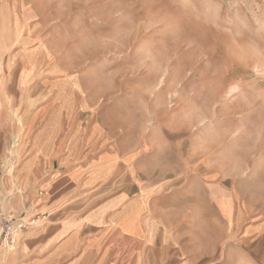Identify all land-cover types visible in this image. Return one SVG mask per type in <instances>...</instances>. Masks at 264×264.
<instances>
[{"label":"rangeland","instance_id":"374dc122","mask_svg":"<svg viewBox=\"0 0 264 264\" xmlns=\"http://www.w3.org/2000/svg\"><path fill=\"white\" fill-rule=\"evenodd\" d=\"M14 1L0 0V117H9L8 126L0 128V221L32 225L13 247L0 244V264H149V212L142 203L147 182L132 181L126 169L115 167L102 181L84 184L83 177L68 174L69 167H59L60 159L54 167L46 160L25 167L35 151L24 115L48 106L46 83L57 78L50 76L51 63L70 65L69 72L80 74L86 64L101 62L109 74L129 58L121 52L149 41L151 67L162 65L169 79L179 64L188 65V79L223 89L221 106L226 101L244 105L230 120L248 115L255 133L264 137L258 127L261 120L264 125V117L258 118L264 116V0H101L90 3L87 20L68 13L69 0L59 5L42 0L32 22L23 20ZM19 8L25 18L31 16ZM130 32L132 37L123 36ZM114 136L116 151L127 152L128 136ZM252 137L245 136L247 147ZM89 152L78 160L80 171ZM147 160L149 154L139 151L143 176ZM135 191L141 198L129 213L127 197ZM130 221L138 227L121 232V224Z\"/></svg>","mask_w":264,"mask_h":264},{"label":"crops","instance_id":"0c3cea01","mask_svg":"<svg viewBox=\"0 0 264 264\" xmlns=\"http://www.w3.org/2000/svg\"><path fill=\"white\" fill-rule=\"evenodd\" d=\"M41 1L14 3L23 20L32 22ZM100 1L69 0L68 13L87 20L90 3ZM19 7L31 16L25 18ZM142 43L121 52L129 58L109 74L101 62L86 64L80 74L69 72L70 65L51 63L55 72L50 76L57 78L46 83L48 106L24 115L35 151L24 166L46 160L54 167L60 159L59 167H69L68 174L83 177L84 184L98 183L123 167L130 180L149 182L142 202L149 212V264H264V137L255 133L248 115L230 120L244 105L226 101L221 106L220 86L191 81L186 64L168 79L162 65L150 66L149 41ZM8 122L2 114L0 128ZM262 124L258 127L264 129ZM114 135L128 136L127 152L116 151ZM85 150L92 156L80 171ZM139 151L149 154L145 176L138 168ZM139 196L135 191L127 197L129 213L137 210ZM198 215L207 220L199 221ZM135 227V221L122 223L120 231Z\"/></svg>","mask_w":264,"mask_h":264},{"label":"built area","instance_id":"2783aa9c","mask_svg":"<svg viewBox=\"0 0 264 264\" xmlns=\"http://www.w3.org/2000/svg\"><path fill=\"white\" fill-rule=\"evenodd\" d=\"M29 225H32V221L26 222L22 219L11 221L2 217L0 221V244L3 247H13L18 242L21 232Z\"/></svg>","mask_w":264,"mask_h":264},{"label":"bare ground","instance_id":"6f19581e","mask_svg":"<svg viewBox=\"0 0 264 264\" xmlns=\"http://www.w3.org/2000/svg\"><path fill=\"white\" fill-rule=\"evenodd\" d=\"M4 255V254H3Z\"/></svg>","mask_w":264,"mask_h":264}]
</instances>
